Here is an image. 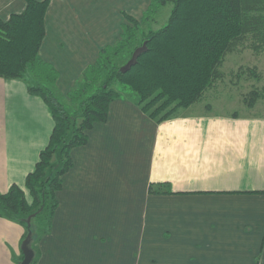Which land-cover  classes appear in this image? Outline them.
Returning <instances> with one entry per match:
<instances>
[{"label":"crops","instance_id":"1","mask_svg":"<svg viewBox=\"0 0 264 264\" xmlns=\"http://www.w3.org/2000/svg\"><path fill=\"white\" fill-rule=\"evenodd\" d=\"M36 1L49 2L39 54L59 73L62 97L119 41L125 15L140 21L152 0ZM26 6L0 0V19ZM29 85L0 77V193L26 190L53 133ZM136 102L112 101L107 121L71 150L36 264H264V114H218L204 101L159 123ZM26 235L23 223L0 216V264L22 262Z\"/></svg>","mask_w":264,"mask_h":264},{"label":"trees","instance_id":"2","mask_svg":"<svg viewBox=\"0 0 264 264\" xmlns=\"http://www.w3.org/2000/svg\"><path fill=\"white\" fill-rule=\"evenodd\" d=\"M25 1V12L12 15L8 21L0 19V77L26 79L32 74L56 88L59 73L43 62L39 54L46 34L49 2ZM168 3L172 9L166 26L148 33L146 51L130 71L122 73V67L115 65L116 58L137 40L139 27ZM125 18L131 24L122 26L120 40L101 50L97 62L83 72L69 95L72 102H78L89 89L97 88L80 102L83 122L79 127L80 118L66 110L51 88L43 84L28 87L30 94L46 103L54 129L49 145L26 179V190L14 185L7 193H0V216L23 223L27 235L32 231L34 249L38 239L51 231L58 206L55 194L62 186L61 177L72 165L71 150L87 143V131L96 122H106L109 105L122 98L112 88L116 83L127 85L138 96L136 103L142 111L161 123L173 115L176 107L189 108L202 100L214 83L222 79L220 70L229 54L246 45L255 52L264 49V0H152L140 21L128 15ZM259 97L258 92H251L244 104L253 108ZM174 104L177 106L171 108ZM55 156L59 159L58 168L52 163ZM49 168L55 171L51 179L46 178ZM27 190L34 199L32 205L27 200ZM150 193L160 194L153 185ZM31 216L32 221L41 220L47 225L37 237L32 221L31 228L27 226Z\"/></svg>","mask_w":264,"mask_h":264},{"label":"rangeland","instance_id":"3","mask_svg":"<svg viewBox=\"0 0 264 264\" xmlns=\"http://www.w3.org/2000/svg\"><path fill=\"white\" fill-rule=\"evenodd\" d=\"M171 9L172 5L170 3L166 4L165 6L158 9L157 13L149 20L148 23L141 25L139 27V35L137 40L133 41V43L128 45V47L123 50L122 54H120L116 58L115 65H117L118 67H124L131 60L132 55L136 51V49L142 47L143 43L145 42L146 36L150 31H157L166 26L169 20ZM127 23L131 24L129 22ZM254 69H256V71H250ZM220 72L223 73L222 79L216 81L214 85L204 94L202 100L197 103H201L204 101L209 103L212 106L207 107L209 109V112H216L218 114H264V53L261 55H253L250 53H235L233 55H228L224 65L221 67ZM33 77L36 76H32V74L27 75L28 84L42 85L41 83H36V81H33ZM44 85L51 88L54 94L58 97V94L60 93H57L56 88L50 87L46 81ZM76 86L77 85H75L73 90L76 88ZM112 88L123 96H130L132 98L138 99V96L134 92H132L127 85L116 83ZM96 89V87L89 89L86 96H83L78 102H72L69 98V95L73 90L68 95L58 97L66 107V110L72 116L80 118L78 120V127L83 122V119L81 118L82 112L79 106L80 102L93 95ZM251 92H258L260 95L259 99L256 102V105L253 108H249L244 104V98ZM195 104H193L192 106H194ZM176 106L177 104H174L171 108H174ZM180 109L188 108L176 107L175 112ZM52 163L57 168L59 167V159L57 156L53 158ZM54 173L55 171L49 168V170L46 171V178L50 177L51 179ZM26 193L27 200L29 204L32 205L34 199L30 195L29 190H27ZM35 210L36 209L34 208L32 211ZM46 228V223L41 222V220L38 222H36V219L32 221V230H34L36 237L41 231L45 230Z\"/></svg>","mask_w":264,"mask_h":264},{"label":"water","instance_id":"4","mask_svg":"<svg viewBox=\"0 0 264 264\" xmlns=\"http://www.w3.org/2000/svg\"><path fill=\"white\" fill-rule=\"evenodd\" d=\"M146 51V43L133 53L131 60L120 69L122 73H127L130 71L138 62L139 57ZM34 216V215H33ZM33 216L29 217L27 219V226L30 229L31 228V221L33 219ZM34 234L32 231H30L25 238V240L22 243L21 250L23 253V260L20 264H33L37 253L36 250L34 249Z\"/></svg>","mask_w":264,"mask_h":264}]
</instances>
